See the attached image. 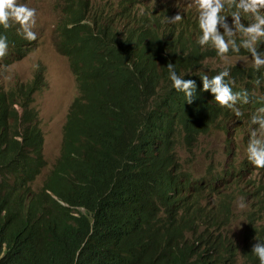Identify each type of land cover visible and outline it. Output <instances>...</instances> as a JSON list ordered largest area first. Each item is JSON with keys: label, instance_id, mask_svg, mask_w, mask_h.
<instances>
[{"label": "trees", "instance_id": "16d2710c", "mask_svg": "<svg viewBox=\"0 0 264 264\" xmlns=\"http://www.w3.org/2000/svg\"><path fill=\"white\" fill-rule=\"evenodd\" d=\"M62 1L56 48L69 61L79 96L66 117L60 155L40 185L47 163L32 103L46 87L44 77L35 73V80L13 86L0 80V264H260L252 247L264 242V185L240 188L261 200L246 213L241 239L232 238L231 199L221 189L229 179L243 180L247 166L194 178L177 147L190 151L214 128L228 132L232 121L235 129L250 128L264 107L257 93L264 68L257 72L243 48L228 53L251 61L228 68L225 78L235 82L234 92H249L237 117L201 91L200 77L224 68L202 71L207 57H219L197 43L198 12L187 14L188 2L176 7L186 0L161 2L169 6L160 13L148 6L141 15L134 12L139 0ZM178 12L180 22H165ZM10 23L0 26L8 40L3 69L24 59L34 42ZM168 63L196 82L192 104L172 87ZM208 189L217 204H202Z\"/></svg>", "mask_w": 264, "mask_h": 264}, {"label": "rangeland", "instance_id": "374dc122", "mask_svg": "<svg viewBox=\"0 0 264 264\" xmlns=\"http://www.w3.org/2000/svg\"><path fill=\"white\" fill-rule=\"evenodd\" d=\"M94 1L99 2L102 6L113 2L119 3V0ZM139 1L143 2L138 3L134 7V12L137 15H141L142 11L148 10V6L160 13L169 6L161 2H173V0ZM18 3L26 4L37 10V22L33 29L37 34V39L33 42V48L30 52H27V56L24 59L11 63V66L7 68H0V80L13 86L16 82L25 84L30 80H35V73L42 72L41 74L44 77L46 87L38 92L35 98L33 97L34 101L32 103V106L39 113L40 126L44 135L43 157L47 163L46 168L37 179V184L40 185L45 174L53 167L60 155L66 117L72 102L79 96L78 83L70 69L68 59L61 55L56 48L59 40L56 28L57 24L62 20L60 7L63 1L18 0ZM180 3H182L181 6H176L177 8L181 9L184 5L183 3L188 4L190 7L187 14L198 12L193 0H186ZM110 8L112 7L108 9ZM250 64V59L244 57H229L227 64L221 61L220 58L207 57L202 71L225 68L226 66L228 68L236 65L248 66ZM257 93L264 99V87ZM236 124L235 121L228 124V132L216 127L209 135L203 139L201 138L198 144L190 151L185 150L184 146H178L177 152L181 157L180 163L183 164L185 162L184 166L188 167V171L194 178H200L208 174L212 169L222 172L225 168L230 169L231 165L247 166L244 171V173H247L243 180L229 179L228 183L222 185L223 189H221V192L227 194L231 199V211L233 213L231 224L226 227V233L232 238L236 237L240 240L246 223V213L253 208V203L258 205L261 200L254 195L246 197L240 191V188L243 187L246 192H254L261 185H264V169L255 168L247 159L246 148L250 135L245 139L244 135L237 134L239 132L241 134H249V127L244 125L239 130L238 127L235 129ZM228 138L232 139V143L229 142ZM206 195L203 197V205L217 204V195L209 189ZM241 198L244 199L247 205L243 210L238 207ZM262 205L264 206V203ZM260 217L262 222H264V209L261 211Z\"/></svg>", "mask_w": 264, "mask_h": 264}, {"label": "clouds", "instance_id": "9594fccd", "mask_svg": "<svg viewBox=\"0 0 264 264\" xmlns=\"http://www.w3.org/2000/svg\"><path fill=\"white\" fill-rule=\"evenodd\" d=\"M198 10V27L200 36L197 43L201 47L211 46L216 50L217 56L225 64L228 62V53H239L243 48L252 61V67L259 72L264 68V51L259 46L264 43V0H193ZM234 8L229 14H224L225 8ZM248 22L245 23L244 17ZM37 10L18 0H0V26L4 29L11 27L10 22L19 25V34L28 41H35L37 34L33 31L36 25ZM231 18V23L228 22ZM183 17L177 13L175 16L165 17L167 24H176ZM239 37V43H237ZM8 53V40L0 36V58ZM169 79L172 87L177 92H182L185 102L192 104L196 98V82L184 79L177 75L175 65L167 64ZM230 72L226 66L224 70L209 78L207 75L200 77L201 91L209 92L216 103L221 107L233 110L237 117L242 116L238 102L249 103V92L244 89L234 92L232 80H226ZM256 86L261 84L260 79L254 81ZM255 126V127H253ZM250 139L247 143L246 154L248 161L257 169H264V107L257 109L250 118ZM238 207L243 210L247 207L241 198ZM252 253L258 257L260 264H264V242L253 245Z\"/></svg>", "mask_w": 264, "mask_h": 264}, {"label": "bare ground", "instance_id": "6f19581e", "mask_svg": "<svg viewBox=\"0 0 264 264\" xmlns=\"http://www.w3.org/2000/svg\"><path fill=\"white\" fill-rule=\"evenodd\" d=\"M224 181V180H223Z\"/></svg>", "mask_w": 264, "mask_h": 264}]
</instances>
